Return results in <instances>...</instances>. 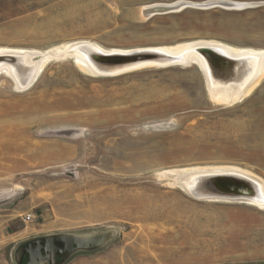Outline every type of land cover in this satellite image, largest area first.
I'll return each mask as SVG.
<instances>
[{
  "label": "rangeland",
  "instance_id": "374dc122",
  "mask_svg": "<svg viewBox=\"0 0 264 264\" xmlns=\"http://www.w3.org/2000/svg\"><path fill=\"white\" fill-rule=\"evenodd\" d=\"M220 1L245 6H196ZM177 2L195 6L141 14ZM198 41L264 52V0H0V48L48 55L32 76L0 70V264H264V207L193 198L177 177L234 166L264 181V75L225 105L193 63L98 76L71 47Z\"/></svg>",
  "mask_w": 264,
  "mask_h": 264
},
{
  "label": "bare ground",
  "instance_id": "6f19581e",
  "mask_svg": "<svg viewBox=\"0 0 264 264\" xmlns=\"http://www.w3.org/2000/svg\"><path fill=\"white\" fill-rule=\"evenodd\" d=\"M71 47L75 48L73 49V52L77 64L85 72L94 75H97L94 73V70L100 64L99 61L94 58V54L108 56L158 52L171 57L198 59L202 64L201 66L199 65L201 67V69H199L206 78L207 90L210 96L217 103L225 105L234 103L240 100L243 96L247 95L264 75V52L251 49L233 48L217 41L193 42L185 47H180L174 50L160 49L157 51L143 50L133 52L107 51L95 44L86 42H82L80 45L78 43L77 45ZM200 47L209 49L214 54L223 55L224 57L231 59L233 64L226 69L222 68L220 70H206L204 67L208 60L207 55L194 51ZM39 53L24 49L0 48V70L2 68L6 69L7 72H11L12 75L16 76L15 69L11 68V62L12 60H15L16 63H19L32 76L33 74L31 73L35 72L36 74L39 72V70L42 68L43 62H46L45 59L48 57L46 54L41 55L42 53ZM7 58H9V60ZM148 63L154 62L143 61L142 65ZM219 171H234L244 175L248 179H251L259 188L258 194L252 196L251 198L245 199L250 200L248 202L264 207V181L247 170L234 166L196 167L179 171L177 173V177L180 185L181 180L184 178L188 180L190 179L189 182H191L201 174L215 173Z\"/></svg>",
  "mask_w": 264,
  "mask_h": 264
},
{
  "label": "water",
  "instance_id": "95a60500",
  "mask_svg": "<svg viewBox=\"0 0 264 264\" xmlns=\"http://www.w3.org/2000/svg\"><path fill=\"white\" fill-rule=\"evenodd\" d=\"M190 5L186 2H177L174 4H154L141 9V14L145 17H153L156 15H165L169 13L179 12ZM202 8H210L214 6H223L229 8H241L245 5L236 3H229L227 1H220L216 3H208L206 5H196ZM196 52H201L207 55L208 60L205 63V69L220 70L222 68H229L233 64L232 60L224 57L223 55L214 54L209 49L200 47L195 49ZM99 61V66L94 70L98 76L122 73L131 69H135L142 65L143 61H152L155 64L165 65L172 62H178L183 65L194 64L201 69V62L198 59L178 58L171 57L163 53L149 52L131 53L129 55H108L101 56L98 54L93 55ZM9 60V58H7ZM200 65V66H199ZM121 75V74H120ZM117 76V75H116ZM190 179H183L180 182L181 188L196 199L206 200H234V201H250L245 198H251L258 194V186L244 175L234 171H219L215 173L201 174L195 178L194 181L189 182ZM59 240H49L44 247L39 246L38 250H47L55 248V243ZM60 242V241H59ZM61 242L64 245L72 246L78 243L77 239L66 238Z\"/></svg>",
  "mask_w": 264,
  "mask_h": 264
},
{
  "label": "trees",
  "instance_id": "16d2710c",
  "mask_svg": "<svg viewBox=\"0 0 264 264\" xmlns=\"http://www.w3.org/2000/svg\"><path fill=\"white\" fill-rule=\"evenodd\" d=\"M185 12H187L186 10H182L181 12H179L180 14H182V13H185ZM179 13H174V14H171L172 16H177L176 14H179ZM170 14L169 15H162V16H154V17H152L151 19H157V18H168V17H170L171 16ZM150 19V20H151Z\"/></svg>",
  "mask_w": 264,
  "mask_h": 264
},
{
  "label": "built area",
  "instance_id": "2783aa9c",
  "mask_svg": "<svg viewBox=\"0 0 264 264\" xmlns=\"http://www.w3.org/2000/svg\"><path fill=\"white\" fill-rule=\"evenodd\" d=\"M28 218H30V214L24 216V219H28Z\"/></svg>",
  "mask_w": 264,
  "mask_h": 264
}]
</instances>
